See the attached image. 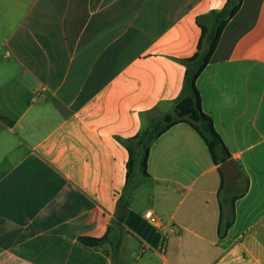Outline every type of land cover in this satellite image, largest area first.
<instances>
[{
  "label": "crops",
  "instance_id": "0c3cea01",
  "mask_svg": "<svg viewBox=\"0 0 264 264\" xmlns=\"http://www.w3.org/2000/svg\"><path fill=\"white\" fill-rule=\"evenodd\" d=\"M226 1L0 0V264H264V0L242 1L194 83L249 181L226 235L219 165L186 124L153 142L150 181L118 203L122 141L173 114L196 19ZM125 210L164 227L132 232ZM110 230L115 259L80 242Z\"/></svg>",
  "mask_w": 264,
  "mask_h": 264
},
{
  "label": "trees",
  "instance_id": "16d2710c",
  "mask_svg": "<svg viewBox=\"0 0 264 264\" xmlns=\"http://www.w3.org/2000/svg\"><path fill=\"white\" fill-rule=\"evenodd\" d=\"M242 1L227 0L221 9L212 10L196 19V25L200 30L196 52L189 59L181 61L185 67V72L181 94L173 104V114L153 116L150 118L148 126L139 135L122 141L126 147L128 159L126 162L125 184L122 196L118 200L121 206L127 207L132 192L140 184L150 181V176L146 172V161L153 142L178 124L188 125L199 135L205 143L214 165L218 166L231 158L220 137L215 132L211 118L202 111L200 97L194 83L208 64L224 27L236 15ZM217 172L220 177L218 190L220 217L217 234L219 238H223L234 222V202L246 194L249 181L245 173L238 168V177L234 180L233 185L226 187L224 176L218 167ZM236 185L240 186V190L233 193ZM221 193L231 195L229 210L226 215L223 214L221 209ZM120 222L128 230L142 236L145 233H154V230L145 224L138 215L128 210L123 212ZM142 230L145 233H142ZM155 238H158L157 234H155ZM80 242L85 247H97L109 243L112 258L115 259L120 245V237L113 235L110 230L108 234L100 239L80 238Z\"/></svg>",
  "mask_w": 264,
  "mask_h": 264
},
{
  "label": "water",
  "instance_id": "95a60500",
  "mask_svg": "<svg viewBox=\"0 0 264 264\" xmlns=\"http://www.w3.org/2000/svg\"><path fill=\"white\" fill-rule=\"evenodd\" d=\"M218 168L220 169V171L224 176L225 186L231 187L234 183V180L238 176V169L235 160L230 158L219 164Z\"/></svg>",
  "mask_w": 264,
  "mask_h": 264
},
{
  "label": "built area",
  "instance_id": "2783aa9c",
  "mask_svg": "<svg viewBox=\"0 0 264 264\" xmlns=\"http://www.w3.org/2000/svg\"><path fill=\"white\" fill-rule=\"evenodd\" d=\"M142 218L156 231H160L164 227L162 220L151 210L144 211L142 214Z\"/></svg>",
  "mask_w": 264,
  "mask_h": 264
},
{
  "label": "rangeland",
  "instance_id": "374dc122",
  "mask_svg": "<svg viewBox=\"0 0 264 264\" xmlns=\"http://www.w3.org/2000/svg\"><path fill=\"white\" fill-rule=\"evenodd\" d=\"M240 190V186L237 185V187L234 188L233 193H237Z\"/></svg>",
  "mask_w": 264,
  "mask_h": 264
}]
</instances>
